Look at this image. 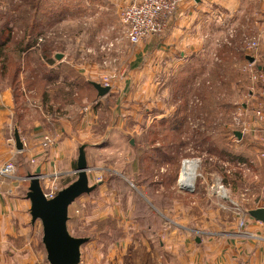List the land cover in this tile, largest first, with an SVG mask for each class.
Returning <instances> with one entry per match:
<instances>
[{"label":"rangeland","instance_id":"1","mask_svg":"<svg viewBox=\"0 0 264 264\" xmlns=\"http://www.w3.org/2000/svg\"><path fill=\"white\" fill-rule=\"evenodd\" d=\"M238 1L231 12L190 3L174 26L182 5L171 20L176 35L166 68L163 57L152 61L151 52L137 56V46L150 36L129 42L118 17L122 0H0V93L11 95L14 149L15 124L22 117L28 129L34 121L44 126L46 149L62 121L73 129L88 114L80 145H86L89 185L97 187L74 201L67 223L72 236L89 240L81 247L83 264H99L105 246L122 238L140 244L138 238L145 241L161 224H169L176 237L187 226L191 240L210 231L200 224L211 217L237 226L241 215L245 228L253 221L248 211L264 207V162L249 163L258 152L247 149L263 146L256 128L264 122L258 123L254 110L264 113V82H252L248 70L256 73L264 64L256 59L249 66L245 59L251 56L246 43L259 37L258 18L264 14ZM164 32L156 34L159 46H165ZM89 82L110 91L98 97ZM22 151L4 166L7 174L15 164L23 176L34 172L37 161ZM186 161L196 165L191 188L179 185ZM75 178L59 180L56 192ZM20 182L16 195L24 197L28 181ZM222 190L228 199H221ZM130 193L137 203L128 214L124 201ZM111 202L123 208L132 227L123 229L115 212L105 213ZM23 215L11 216L6 251L18 256L17 264L24 255L32 257L24 264H47L40 223L31 224L27 210ZM99 242L105 246L99 248ZM130 247L127 256L147 253L141 244Z\"/></svg>","mask_w":264,"mask_h":264},{"label":"crops","instance_id":"2","mask_svg":"<svg viewBox=\"0 0 264 264\" xmlns=\"http://www.w3.org/2000/svg\"><path fill=\"white\" fill-rule=\"evenodd\" d=\"M238 0H195L193 2L185 3V8H180V13L178 17H175L173 24L171 21L167 27L168 33L164 32L162 36V44L165 46L157 45L158 38L156 35H152L148 40L145 41V44H139L136 48V54L139 57L144 53L151 52L152 61H154L156 56L163 57V64L165 67H170L171 57L174 52L171 43L174 41L175 33L172 31V25L176 26L179 24L175 23L178 19L185 17V11L190 3L196 4L197 6H208V5H219L220 8H227L229 12L232 9H235L236 3ZM244 1V0H242ZM239 2V1H238ZM245 5H253L257 8L258 15L264 14V0H245ZM191 5V4H190ZM246 6V7H247ZM187 17V16H186ZM172 24V25H171ZM258 35L259 37V51L260 55H255L253 58L261 59L262 64H264V19L261 16L258 18ZM174 30V29H173ZM187 31V30H186ZM186 36V32L183 35ZM188 38V37H187ZM170 45L169 47H167ZM157 47V48H156ZM175 48V47H174ZM261 51V53H260ZM180 56H184L182 50H179ZM154 68L156 63H152ZM264 66V65H263ZM12 102L11 95L9 90L3 91L0 93V264H17L16 258L18 257L15 254H10L6 251L7 247V238L12 231L11 216L15 215L24 216L26 210L29 209V202L24 197L17 196L16 192L19 189L18 185L21 184V180L27 176V173H19L20 167L15 164L13 168L14 172H4V166L8 163H12V160L19 155L15 151L13 143H11L10 138H12ZM62 121V126L57 131L55 130L56 136L53 137V145L48 146L46 149L42 148L43 138L46 136L47 132L38 122H33L32 128H26V121L24 117L21 120L16 121L17 131H19L20 141L23 145V151L21 152L22 156L26 157L27 160L37 161L35 167H40L42 174L41 186L56 184L59 180L70 179L76 168V159L77 155L74 158L75 150L77 152L78 146L82 144L80 142L82 136L85 137V134L88 132V114L79 121V123L72 129L70 125ZM59 128V127H58ZM11 129V130H10ZM251 129L247 131L250 133ZM11 132V133H10ZM11 136V137H10ZM250 146V145H249ZM247 149H252L259 153L260 147L258 149L253 148V146L247 147ZM248 150V151H249ZM256 157H249V163H256L258 154ZM258 161V160H257ZM73 168V169H72ZM3 171V172H2ZM12 174V175H11ZM180 180V178H179ZM72 182V180L70 181ZM18 183L17 185H15ZM179 185L185 188H191L189 185H183L179 181ZM56 186V185H55ZM26 194V193H25ZM139 195V194H138ZM146 195V194H144ZM115 197V195H114ZM142 200L146 201L142 194H140ZM125 198V197H124ZM126 201H124V210L126 209V202L129 203L128 211L134 210V206L137 203L134 195L127 194ZM108 206V205H107ZM28 208V209H27ZM70 208V207H69ZM254 209H257L254 208ZM115 212L117 215L116 219H120L119 222L122 224L123 229H126L128 225L131 227L134 225L129 222L123 216V208L121 209L116 202H111L109 207L105 210V213ZM69 213V209H68ZM126 214V211H124ZM69 216V214H68ZM236 218V217H235ZM211 221L203 225L202 228H210V231L199 232L202 236L195 235L191 240L188 238L187 226L180 227L183 228L184 235L182 236H172L170 231L169 224L168 227H165L164 224H161V227L155 232L152 230V225L147 224L146 228L150 229L148 238L143 237L138 238L142 247L146 248L147 253L142 255V258L136 259V254L132 256H127L124 251L129 249L132 245H140L135 243L130 239L127 242L124 238L121 241H116L114 244L105 246L103 243L99 242L101 248L103 245L104 248V259H100L99 264H264V225L255 220L250 223L245 224L243 230H239L235 226V221H222L214 220L211 217ZM70 220V217H69ZM68 220V221H69ZM131 221V220H130ZM160 225V224H158ZM259 225V226H258ZM138 226V225H137ZM198 228V227H196ZM195 228V229H196ZM224 229V230H222ZM232 229V230H230ZM222 230V231H221ZM245 232V233H244ZM125 234V232H123ZM198 234V231H196ZM247 234H250L248 236ZM143 236V235H142ZM199 240L194 244V240ZM190 240V241H189ZM191 242V243H190ZM193 242V246H192ZM87 245L90 246L88 243ZM131 248V247H130ZM82 251V250H81ZM126 255V256H125ZM32 257L27 255L20 256L17 261L26 263ZM82 260V255L80 257ZM102 261V262H101ZM83 264V261H82Z\"/></svg>","mask_w":264,"mask_h":264},{"label":"water","instance_id":"3","mask_svg":"<svg viewBox=\"0 0 264 264\" xmlns=\"http://www.w3.org/2000/svg\"><path fill=\"white\" fill-rule=\"evenodd\" d=\"M198 2V0H195ZM56 59L60 56L56 55ZM249 63L254 62V58L246 56ZM259 71L264 72V66H257ZM94 88L98 97H103L110 91L108 86H101L95 82H89ZM233 135L241 138L240 132ZM15 150H23L22 142L16 128L14 129ZM86 145H80L77 149L76 168L74 174L76 178L66 187L58 190L55 195L47 199L40 183L42 178L40 167H36L34 172L27 174L24 180L28 181V188L25 199L29 202L28 214L30 223L38 221L41 226V243L45 252L47 264H79L81 257V247L89 240L88 238L74 237L67 228L69 220L68 209L82 195L90 194L97 185H89L88 172L90 171L85 157ZM248 215L255 221L264 225V207L248 211ZM199 240L197 239L196 242Z\"/></svg>","mask_w":264,"mask_h":264},{"label":"built area","instance_id":"4","mask_svg":"<svg viewBox=\"0 0 264 264\" xmlns=\"http://www.w3.org/2000/svg\"><path fill=\"white\" fill-rule=\"evenodd\" d=\"M193 1L194 0H122L123 3L118 7V17L129 42L131 44H138L148 36L166 31L169 22L180 7L187 2ZM258 47L259 38L248 40L246 43V50L251 53V56H255ZM251 64L252 63H248L247 65L250 66ZM248 71L250 72L249 78L252 82H264L263 73L257 75L256 73H260V71L256 69V73H253L251 70ZM254 114L258 123L262 124L264 122V113L256 108ZM256 130L262 135L261 138L263 141V146H261L258 153V158L264 162V124L258 126ZM6 169L8 170L9 168ZM6 169L4 168L3 171L6 172ZM49 187L50 189H48ZM220 188L222 189V186ZM42 190L46 198L50 199L55 195L57 188L54 184H50L47 186L43 185ZM221 193L220 197L222 200L228 199L223 190ZM237 226L239 230H243L244 228V220L241 215L238 217ZM79 264H82L81 259Z\"/></svg>","mask_w":264,"mask_h":264},{"label":"bare ground","instance_id":"5","mask_svg":"<svg viewBox=\"0 0 264 264\" xmlns=\"http://www.w3.org/2000/svg\"><path fill=\"white\" fill-rule=\"evenodd\" d=\"M195 166L193 163L188 162H184L183 163V167L181 170V174H180V183L183 185H189L190 187H192L193 185V180L195 177Z\"/></svg>","mask_w":264,"mask_h":264},{"label":"trees","instance_id":"6","mask_svg":"<svg viewBox=\"0 0 264 264\" xmlns=\"http://www.w3.org/2000/svg\"><path fill=\"white\" fill-rule=\"evenodd\" d=\"M3 45H4L3 42H0V59H2V56H1L2 54L1 53H2V47H3ZM26 173L28 174V172H26Z\"/></svg>","mask_w":264,"mask_h":264}]
</instances>
